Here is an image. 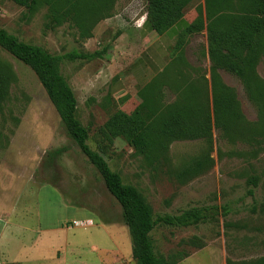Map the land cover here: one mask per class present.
<instances>
[{
	"label": "rangeland",
	"instance_id": "rangeland-1",
	"mask_svg": "<svg viewBox=\"0 0 264 264\" xmlns=\"http://www.w3.org/2000/svg\"><path fill=\"white\" fill-rule=\"evenodd\" d=\"M114 1L111 10L106 7L96 16L88 38L73 21L53 26L46 4L30 13L11 0H0V28L56 55L108 48L102 58L61 64L91 148L142 192L155 216L217 208L215 217L196 225H158L151 233L158 254L171 264H244L264 257V31L254 64L262 78L260 85L254 83L255 99L237 75L224 69L221 74L257 133L245 135L247 124L244 133L241 127L230 136L215 128L212 143L177 140L150 159L146 150L137 151L121 137L110 144L99 132L124 92L136 94L141 87L125 76L139 55L130 45L140 40L147 0ZM233 2L227 13L241 14L245 0ZM108 11L112 16L103 19ZM0 55L17 78L0 106V264H139L121 204L69 134L37 75L1 47ZM157 78L143 96L158 89ZM128 104L135 108L136 103ZM198 159L205 162L203 169L185 173Z\"/></svg>",
	"mask_w": 264,
	"mask_h": 264
},
{
	"label": "trees",
	"instance_id": "trees-1",
	"mask_svg": "<svg viewBox=\"0 0 264 264\" xmlns=\"http://www.w3.org/2000/svg\"><path fill=\"white\" fill-rule=\"evenodd\" d=\"M11 1L27 8L30 13L36 12L43 4L48 5L51 13L50 22L53 26L62 25L69 20L73 21L80 28L83 38L91 37V29L99 12L103 13L106 7L111 10L116 2L114 0ZM192 3L195 4L198 15L183 29L176 48L183 46L186 35L201 33L206 29L211 60V92L208 80L204 78L201 84L203 92L188 95L191 99L195 98L192 103H186L187 100L180 96L179 102L167 104L163 101V84L158 77V89L150 91L147 96L141 93L152 83L140 89L139 96L142 101L131 113L119 107L115 108L99 131L103 141L112 144L116 138L121 137L137 151L146 150L150 159H158L167 150L168 145L177 140L204 138L212 143L213 128L224 129L230 136L232 131L242 132L239 130L241 127L244 133L247 124L250 130L245 135L251 137L257 133L253 130L254 124L245 121L236 91L223 82L219 69L237 75L244 83L250 98L255 99L254 83L260 85L262 81V78L254 72V64L262 50L259 36L264 31V0H245L242 13L239 15L227 13V10L234 5L233 0H147L146 22L152 30L160 34L164 33L183 19L186 9ZM111 16V12L108 11L102 18L107 19ZM0 47L35 72L69 134L100 172L110 193L121 204L132 238L133 255L138 263L171 264L166 257L155 250L151 235L154 229L158 225L182 227L196 225L210 217H215L217 213L212 210L217 211V208L193 207L178 215L155 216L142 192L136 186L125 183L121 174L110 167L102 153L91 148L88 143L89 129L78 116L77 97L69 80L61 72V64L65 59L102 58L108 48L104 47L93 53L72 51L64 55H56L40 45L22 41L4 28H0ZM16 79L13 66L0 55V106L8 98L10 87ZM170 88L173 90V85ZM204 165L205 162L198 159L184 172L195 173L203 169ZM253 183H257L256 178L253 179ZM227 264L235 263L227 260ZM244 264H264V257Z\"/></svg>",
	"mask_w": 264,
	"mask_h": 264
},
{
	"label": "crops",
	"instance_id": "crops-1",
	"mask_svg": "<svg viewBox=\"0 0 264 264\" xmlns=\"http://www.w3.org/2000/svg\"><path fill=\"white\" fill-rule=\"evenodd\" d=\"M197 15L195 7L190 8L189 11H185L182 20L161 34L151 29L150 25L146 22L147 16H144L141 27L138 28L140 40L137 44L130 45L131 49L135 50L138 48L139 51L136 59H132V71L136 68L137 72L131 71L130 76H125V79H131L137 85L140 84L141 87L138 88L136 94L128 95L124 92V97L121 101H118L117 107L127 113H131L142 101L139 96L140 89L150 85L157 77L162 80L163 101L167 104L179 102L180 96H183L187 100L186 103H192L195 98L191 99L188 95L203 92L201 84L204 78L208 80L211 92V60L208 52L206 29L201 33L186 35L183 46L176 48L183 29L186 25L192 23ZM124 38L125 35L119 38L120 45H122ZM222 72L223 70L219 69L220 75ZM221 77L223 78V75ZM172 85L173 90L170 88ZM127 102L136 103L135 108L132 109ZM214 129L212 132H214ZM2 234L4 235L5 233ZM31 235L34 239L40 238L39 233ZM43 236H47V234H43Z\"/></svg>",
	"mask_w": 264,
	"mask_h": 264
},
{
	"label": "built area",
	"instance_id": "built-area-1",
	"mask_svg": "<svg viewBox=\"0 0 264 264\" xmlns=\"http://www.w3.org/2000/svg\"><path fill=\"white\" fill-rule=\"evenodd\" d=\"M145 16H146V13H145Z\"/></svg>",
	"mask_w": 264,
	"mask_h": 264
}]
</instances>
